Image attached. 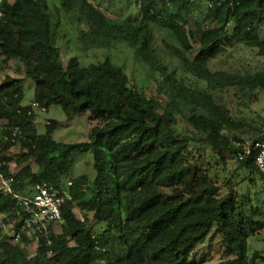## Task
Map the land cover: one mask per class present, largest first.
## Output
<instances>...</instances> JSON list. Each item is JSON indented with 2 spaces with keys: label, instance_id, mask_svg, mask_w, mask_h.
Returning <instances> with one entry per match:
<instances>
[{
  "label": "trees",
  "instance_id": "1",
  "mask_svg": "<svg viewBox=\"0 0 264 264\" xmlns=\"http://www.w3.org/2000/svg\"><path fill=\"white\" fill-rule=\"evenodd\" d=\"M0 12V67L16 61L13 74L0 76V170L13 177V193L30 196L46 181L70 195L63 221L48 226L31 256L26 239L15 243L0 230V264H264V172L254 151L237 158L245 142L264 141V123L235 118L215 96L264 90V62L209 67L228 47L264 61V0H0ZM69 24L84 50L106 52L100 61H64L56 38ZM154 26L176 44L160 47ZM121 44L149 67L145 86L108 55ZM27 79L33 98L23 104ZM32 101L45 110L58 103L69 119L90 111L87 140L56 141L55 120L38 133ZM15 127L21 135L5 140ZM84 152L92 170L68 177L72 157ZM12 204L0 189V211ZM208 237L224 257L194 260Z\"/></svg>",
  "mask_w": 264,
  "mask_h": 264
},
{
  "label": "rangeland",
  "instance_id": "2",
  "mask_svg": "<svg viewBox=\"0 0 264 264\" xmlns=\"http://www.w3.org/2000/svg\"><path fill=\"white\" fill-rule=\"evenodd\" d=\"M97 7L111 18H115V15H120L114 10L103 8L101 5ZM60 11L62 14L64 13L62 8H60ZM128 14L129 13H125L124 16ZM131 14H133V12ZM66 25H63L62 28L58 30L56 38V45L60 47L64 61L70 56H77L82 65H86L90 62L100 61L103 58L106 52L101 49L91 48L89 50H84L81 40L74 31V26L72 24H69L70 26ZM192 25L193 23L191 22L187 26ZM153 34L156 43L162 48L164 46V41L174 45L176 44V41L170 38L166 31L156 26L153 28ZM108 55L116 64L123 67L132 84L139 87L146 85L148 73L145 71H147L149 67L139 59H135L132 50L127 45L121 44L117 49L109 52ZM174 61H176V64L178 63L177 60ZM263 62L264 61L256 56L255 50L249 51V49L242 46H240V49L228 47L219 57L209 62V67L212 70L244 71L260 68ZM15 65L16 61L11 60L4 66V69L0 67V76L3 77L5 73H12ZM149 83L148 92H154V82L150 80ZM21 87L23 89L22 103L26 104L33 98V81L30 79L24 80L21 83ZM215 96L227 106L231 115L235 118L249 123L253 122V120H261L260 122L264 123V90L230 89V91L224 95L221 94L220 91H217L215 92ZM35 112L34 124L36 126V131L38 133H43L45 131V124L49 120H55L57 122V127L53 132V138L56 141L64 143H76L87 140L89 130L92 124H94V122L89 121L90 111H85L69 119L65 116L61 105L58 103H51L45 111ZM16 152L17 148L13 146L9 150L8 155ZM9 164L13 172L19 168L14 162ZM31 166L33 169L36 168L35 164H31ZM92 166L93 163L90 152L76 154L72 157V170L68 177L74 178L80 174L88 173L92 170ZM222 182L223 178H219V183L222 184ZM25 246L27 254L31 256L37 244L30 241L27 242ZM222 250L217 237L213 239L208 237L196 247L194 260L216 262L224 257Z\"/></svg>",
  "mask_w": 264,
  "mask_h": 264
},
{
  "label": "built area",
  "instance_id": "3",
  "mask_svg": "<svg viewBox=\"0 0 264 264\" xmlns=\"http://www.w3.org/2000/svg\"><path fill=\"white\" fill-rule=\"evenodd\" d=\"M1 16V12H0ZM28 113L35 111H45V108L37 101H32L29 105ZM0 123V134H1ZM21 135L18 127L12 129L10 135H4V139L10 138L12 141ZM243 150L237 152V158L243 159L245 156L254 154L256 166L264 172V141L245 142ZM12 176L6 175L0 170V189L4 194H12L14 205L10 207V214L13 213V221L8 219L9 212H0V229L13 237L15 242H20L24 237L38 242L40 235L47 233L48 226L53 223H61L62 206L66 198L70 195L66 192L65 186H54L46 181L36 183L30 196L13 193ZM67 185L70 182L66 183ZM50 240L46 243L50 244Z\"/></svg>",
  "mask_w": 264,
  "mask_h": 264
},
{
  "label": "clouds",
  "instance_id": "4",
  "mask_svg": "<svg viewBox=\"0 0 264 264\" xmlns=\"http://www.w3.org/2000/svg\"><path fill=\"white\" fill-rule=\"evenodd\" d=\"M0 212H5V211H0ZM11 214H13V213H11ZM14 218H15V217H11L10 212H9L8 219L11 220V221H13ZM0 230H1V229H0ZM1 231H2V230H1ZM2 232L5 233V234H8V233L5 232V231H2ZM8 235L11 236L10 234H8ZM11 237H12V236H11ZM24 239H26L27 242L32 241V240H29V239L26 238V237H24ZM24 239H23L22 241H20V242H15V241L13 240V237H12V240H13L15 243H22V242L24 241ZM32 242H34V241H32ZM34 243L37 244V242H34Z\"/></svg>",
  "mask_w": 264,
  "mask_h": 264
}]
</instances>
